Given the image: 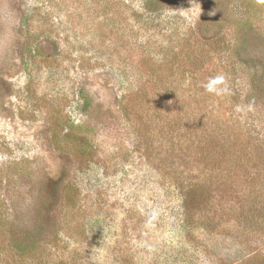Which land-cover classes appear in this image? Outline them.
<instances>
[{
  "label": "rangeland",
  "instance_id": "obj_1",
  "mask_svg": "<svg viewBox=\"0 0 264 264\" xmlns=\"http://www.w3.org/2000/svg\"><path fill=\"white\" fill-rule=\"evenodd\" d=\"M0 212V264H264V0H0Z\"/></svg>",
  "mask_w": 264,
  "mask_h": 264
},
{
  "label": "trees",
  "instance_id": "obj_2",
  "mask_svg": "<svg viewBox=\"0 0 264 264\" xmlns=\"http://www.w3.org/2000/svg\"><path fill=\"white\" fill-rule=\"evenodd\" d=\"M86 144L87 142H80ZM88 144V143H87ZM82 146L79 144L77 145L76 150L81 153H88V145ZM194 197V196H193ZM193 197L189 200H187V205H195L193 202ZM8 216L5 214H2L0 212V236L3 240L2 249H4L5 253L10 254L12 256H33L34 251L40 246L39 241H30L28 243V240L25 235H19L15 233H8ZM4 247V248H3Z\"/></svg>",
  "mask_w": 264,
  "mask_h": 264
},
{
  "label": "clouds",
  "instance_id": "obj_3",
  "mask_svg": "<svg viewBox=\"0 0 264 264\" xmlns=\"http://www.w3.org/2000/svg\"><path fill=\"white\" fill-rule=\"evenodd\" d=\"M220 79H222V78H217V81ZM205 87L207 88L208 91H214L215 90L213 85H212V82H210V84L206 85Z\"/></svg>",
  "mask_w": 264,
  "mask_h": 264
}]
</instances>
